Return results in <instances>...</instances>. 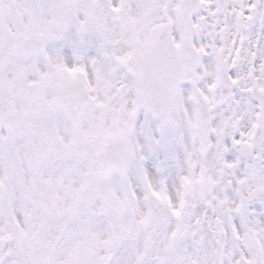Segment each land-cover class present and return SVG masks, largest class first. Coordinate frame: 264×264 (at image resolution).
<instances>
[{"label": "snow or ice", "instance_id": "obj_1", "mask_svg": "<svg viewBox=\"0 0 264 264\" xmlns=\"http://www.w3.org/2000/svg\"><path fill=\"white\" fill-rule=\"evenodd\" d=\"M0 264H264V0H0Z\"/></svg>", "mask_w": 264, "mask_h": 264}]
</instances>
